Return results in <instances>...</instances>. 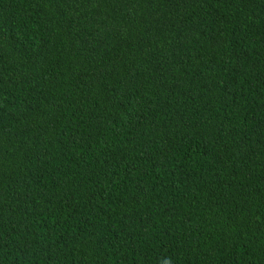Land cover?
<instances>
[{"label":"trees","instance_id":"16d2710c","mask_svg":"<svg viewBox=\"0 0 264 264\" xmlns=\"http://www.w3.org/2000/svg\"><path fill=\"white\" fill-rule=\"evenodd\" d=\"M0 264H264V0H0Z\"/></svg>","mask_w":264,"mask_h":264}]
</instances>
